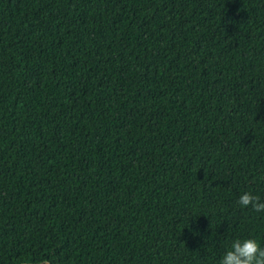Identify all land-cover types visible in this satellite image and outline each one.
Wrapping results in <instances>:
<instances>
[{
  "label": "trees",
  "instance_id": "16d2710c",
  "mask_svg": "<svg viewBox=\"0 0 264 264\" xmlns=\"http://www.w3.org/2000/svg\"><path fill=\"white\" fill-rule=\"evenodd\" d=\"M244 192L264 0H0V264H218Z\"/></svg>",
  "mask_w": 264,
  "mask_h": 264
},
{
  "label": "clouds",
  "instance_id": "9594fccd",
  "mask_svg": "<svg viewBox=\"0 0 264 264\" xmlns=\"http://www.w3.org/2000/svg\"><path fill=\"white\" fill-rule=\"evenodd\" d=\"M237 203L255 212H264V200L251 192L242 193ZM218 264H264V247L256 239H235Z\"/></svg>",
  "mask_w": 264,
  "mask_h": 264
}]
</instances>
